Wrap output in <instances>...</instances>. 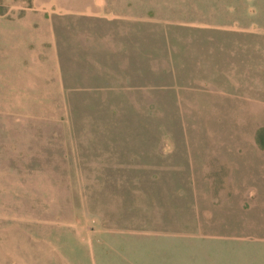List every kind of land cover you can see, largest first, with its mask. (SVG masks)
<instances>
[{
	"label": "rangeland",
	"instance_id": "rangeland-1",
	"mask_svg": "<svg viewBox=\"0 0 264 264\" xmlns=\"http://www.w3.org/2000/svg\"><path fill=\"white\" fill-rule=\"evenodd\" d=\"M264 0H0V264H264Z\"/></svg>",
	"mask_w": 264,
	"mask_h": 264
},
{
	"label": "crops",
	"instance_id": "crops-1",
	"mask_svg": "<svg viewBox=\"0 0 264 264\" xmlns=\"http://www.w3.org/2000/svg\"><path fill=\"white\" fill-rule=\"evenodd\" d=\"M260 5H261V9H263L264 4H260Z\"/></svg>",
	"mask_w": 264,
	"mask_h": 264
}]
</instances>
